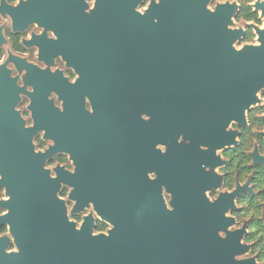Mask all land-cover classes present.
<instances>
[{"label":"flooded vegetation","instance_id":"flooded-vegetation-1","mask_svg":"<svg viewBox=\"0 0 264 264\" xmlns=\"http://www.w3.org/2000/svg\"><path fill=\"white\" fill-rule=\"evenodd\" d=\"M260 30L264 0H0V264L48 233L73 259L95 240L116 264H264V89L244 121L215 102L175 139L155 97L157 75L167 94L174 68L214 77L220 36L229 53Z\"/></svg>","mask_w":264,"mask_h":264},{"label":"water","instance_id":"water-1","mask_svg":"<svg viewBox=\"0 0 264 264\" xmlns=\"http://www.w3.org/2000/svg\"><path fill=\"white\" fill-rule=\"evenodd\" d=\"M157 7L158 12H155L157 16V30L155 33L157 39H163L162 34L164 29L159 28V26H163L169 21L165 13V4ZM207 17L210 18V21L212 20L210 16L204 15L202 17L196 13H173L171 15V22L179 26L196 25L201 22H209ZM186 31L189 30L183 28L173 29L174 33H178L173 38L177 40L182 39L184 37L182 34ZM233 32L235 33L234 39H238L243 33L242 30L232 31V34ZM258 33L260 35V45L245 44L230 48L229 53L225 51V49L227 50V46H225L224 40L220 36L219 58L215 62L214 77L200 76L197 78H186L184 72L174 68L171 93L167 94L164 92V77L156 76V103L163 106L165 98L168 96V103L171 104L172 115L174 117L172 125L173 139H175L179 129H185L190 124V112H210L213 110L212 105L215 102L218 103L216 105L218 108H214V110L220 113L221 119L244 121L245 110L258 100L256 96L257 92L264 89V30H260ZM176 63L177 61L173 59L172 64L175 65ZM185 87H195L196 90H185ZM220 124L221 128L224 127L223 123ZM0 148L1 162H3L7 157L5 155L4 139L2 137L0 139ZM12 161L14 162V160ZM12 168L16 170V164H12ZM17 177L20 178L21 175L18 174ZM33 191L35 190H26V192ZM40 192H42L44 199H55L51 189L44 188ZM63 225L65 226V224ZM63 231L70 232L68 226H65L62 229ZM43 239L44 242H48L47 244H43L44 254L36 253L37 245H33L29 246L31 251L28 253H12L11 255L18 262L22 261L27 264H53V262L68 264L69 260H71L70 258H72V262L75 264H116L113 260H106L105 254L98 249L100 245L94 243L95 240L91 243L92 250L90 253H76L74 260L73 254L54 249L53 246H56V244L52 243L51 233L45 235ZM54 239L60 241V247L63 246L59 238L55 237Z\"/></svg>","mask_w":264,"mask_h":264},{"label":"rangeland","instance_id":"rangeland-1","mask_svg":"<svg viewBox=\"0 0 264 264\" xmlns=\"http://www.w3.org/2000/svg\"><path fill=\"white\" fill-rule=\"evenodd\" d=\"M238 25V24H237Z\"/></svg>","mask_w":264,"mask_h":264}]
</instances>
